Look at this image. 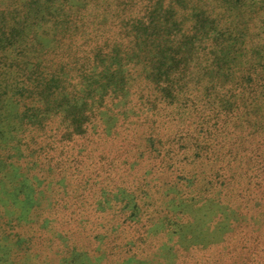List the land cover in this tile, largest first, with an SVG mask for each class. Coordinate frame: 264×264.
Returning a JSON list of instances; mask_svg holds the SVG:
<instances>
[{"label":"trees","instance_id":"trees-1","mask_svg":"<svg viewBox=\"0 0 264 264\" xmlns=\"http://www.w3.org/2000/svg\"><path fill=\"white\" fill-rule=\"evenodd\" d=\"M80 2L0 0V189L18 173L35 189L42 152L88 228L103 193L178 181L243 264H264V0H94V20ZM207 49L216 70L191 78ZM24 190L6 195L29 213Z\"/></svg>","mask_w":264,"mask_h":264},{"label":"rangeland","instance_id":"rangeland-1","mask_svg":"<svg viewBox=\"0 0 264 264\" xmlns=\"http://www.w3.org/2000/svg\"><path fill=\"white\" fill-rule=\"evenodd\" d=\"M93 1L80 2V7H87L84 15L89 20L102 17L100 7L90 11ZM83 41L80 36V44ZM199 55L197 63L195 61L186 69L191 70L189 76L194 79L197 73H202L200 70L209 73L216 70L209 49ZM146 69L139 66V70ZM138 79V84L146 88V81L141 76ZM149 87L160 96L161 92L154 90V86ZM58 119L52 120L53 126L59 123L63 138L72 136L75 126L69 124L70 120L63 113ZM64 141L58 139L55 144L67 145L68 142ZM20 151L18 145H13L9 154L11 159L17 158ZM31 160L35 170H24L36 178L35 189L31 185L29 187V182L20 180L19 173L5 193L0 189V264H36V255L43 264L244 263L243 255L224 232L208 225L209 215L182 195L186 187L181 182H175L164 192L155 190L157 188L153 183L145 181L139 188L132 186L126 191L115 189L111 193H103L96 205L97 211L105 216L95 220L97 225L86 228L85 218L80 216L78 199L68 187L60 188L61 181L48 171L42 152ZM1 165L0 162V171H3ZM22 166L28 168L29 164ZM22 186L30 207L29 213L24 212V204L16 199L12 201L6 195L8 190L16 193ZM174 196L178 199L173 201ZM183 201L187 203L181 204ZM178 204L185 206L183 213L177 212ZM22 215L25 216L22 224L26 225L21 230L23 236L19 235L21 233L16 227L19 224L17 219ZM186 216L187 220L183 223ZM93 218L91 216V220ZM37 220L42 226L37 224ZM28 239L32 242V254L29 256L25 255L29 248Z\"/></svg>","mask_w":264,"mask_h":264}]
</instances>
